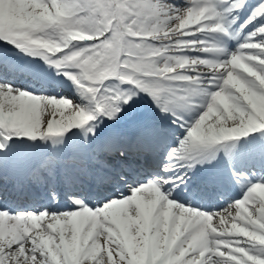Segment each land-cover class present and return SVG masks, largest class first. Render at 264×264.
I'll return each instance as SVG.
<instances>
[{
	"label": "snow or ice",
	"instance_id": "1",
	"mask_svg": "<svg viewBox=\"0 0 264 264\" xmlns=\"http://www.w3.org/2000/svg\"><path fill=\"white\" fill-rule=\"evenodd\" d=\"M0 264H264V0H0Z\"/></svg>",
	"mask_w": 264,
	"mask_h": 264
}]
</instances>
